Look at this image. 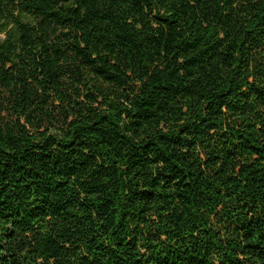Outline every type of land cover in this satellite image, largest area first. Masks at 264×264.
<instances>
[{
    "label": "trees",
    "instance_id": "trees-1",
    "mask_svg": "<svg viewBox=\"0 0 264 264\" xmlns=\"http://www.w3.org/2000/svg\"><path fill=\"white\" fill-rule=\"evenodd\" d=\"M0 264H264V0H0Z\"/></svg>",
    "mask_w": 264,
    "mask_h": 264
}]
</instances>
